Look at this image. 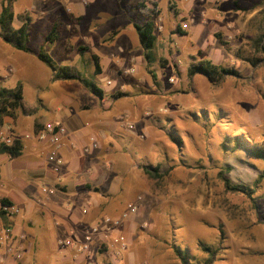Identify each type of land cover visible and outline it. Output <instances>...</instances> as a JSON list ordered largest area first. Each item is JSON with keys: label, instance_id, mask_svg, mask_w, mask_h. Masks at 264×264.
I'll use <instances>...</instances> for the list:
<instances>
[{"label": "rangeland", "instance_id": "374dc122", "mask_svg": "<svg viewBox=\"0 0 264 264\" xmlns=\"http://www.w3.org/2000/svg\"><path fill=\"white\" fill-rule=\"evenodd\" d=\"M91 1L84 20L69 12L72 5L66 0H12L11 9L15 29L29 19V48L39 51L54 24H62L61 39L45 47L56 67L67 66L86 85L105 93L111 88L107 82L114 81L109 101L127 95L119 105H107L121 128L108 132L113 144L108 138L106 147L112 145L113 152L97 155L104 175V193L98 189L95 194L104 196L97 217L104 223L131 206L138 212L118 228L87 227L84 235L99 228L86 255L90 264H184L180 252L187 264H204L205 249L210 248L218 253L214 264H264V181L254 185L264 161L252 152L255 143L264 149V53L257 45L262 40L264 46V0H157L161 13L153 19L156 46H142L150 60L144 58L134 75L126 74L130 67L124 57L135 58L141 49L134 24L148 19L137 9L142 0ZM7 4L0 0V14ZM120 42L129 48L120 61L117 56L118 69L129 76L118 73L115 80L111 70L97 76L93 54H106ZM86 46L88 52L80 51ZM7 47L11 54L0 50V88L20 83L25 114L36 106L45 120L62 124L72 108L60 98L67 94L57 98L59 91L50 93L51 69L41 63L39 69L36 60L26 58L35 57ZM67 49L72 51L69 57ZM68 58H77V64ZM205 61L232 73L217 85L201 73L189 76L188 69ZM10 62L16 71L9 70ZM24 175L31 179L30 174H16ZM223 178L252 187L254 202L226 190ZM33 186L40 200L51 184L36 178ZM24 211L29 214L23 212V218L41 222L40 215ZM38 226L32 229L35 238ZM102 234L108 239L95 244L94 238ZM121 235L126 250L115 242ZM65 238L58 240L61 247H66ZM41 248L42 259L46 250ZM29 262L37 264L35 255Z\"/></svg>", "mask_w": 264, "mask_h": 264}, {"label": "crops", "instance_id": "0c3cea01", "mask_svg": "<svg viewBox=\"0 0 264 264\" xmlns=\"http://www.w3.org/2000/svg\"><path fill=\"white\" fill-rule=\"evenodd\" d=\"M152 1L158 3L157 0ZM194 1L192 0L191 2ZM66 2L72 5V9L69 12L75 17L84 20L88 16L90 5L92 4L91 0H66ZM117 35L118 32L111 39L114 43L118 41ZM122 44L121 42L117 43L116 48H109L106 54L98 52L93 54L100 60L101 74L99 75H103L107 70H111L115 74L116 80L118 73L124 77H128L137 73L136 68L139 67L138 65L143 66L145 64V52L140 43L139 47L141 46V49L137 53L138 56H135V58L132 55L128 58L127 56L124 57L127 60L126 66L130 67V69L126 72V74H129L128 76L123 74L118 69V61L121 60V54L129 47L126 42ZM8 45L0 38V50L11 54L8 51ZM89 48L88 46L82 47L80 51L82 49L88 52ZM66 53L69 57L72 51L67 49ZM26 55L35 57L26 56L31 63V60H36V66L42 69L40 65L43 63L39 61L36 55ZM117 56L118 61L116 60ZM68 61L76 64L78 62L77 58H68ZM9 64H11L9 70H17L16 66L14 67L15 64H12V62ZM130 70L133 72H129ZM53 77L52 72L50 76L52 83L48 87L50 93L53 90L54 95H57L56 92L59 91L61 94H58L57 98L63 94H67V97L62 96L60 98L65 97V107L72 108L71 115L65 118L64 124H57L51 119L45 120L44 116L40 115L38 107L34 106L29 108L30 112L28 114H25L24 111L19 113L15 121L11 118L5 120L3 127L9 129V134L14 140L19 139L22 144V154L19 158H12L9 154L0 152V199L2 202L3 200H7L10 204L16 205L21 213L11 218L6 216L1 218L0 216V231L8 224L13 225L14 234L18 238L13 243L17 248L19 238L23 236L24 254L22 259L17 260L14 255L9 256L5 250L6 248L0 246V264H30L29 261L34 255L37 264H84L86 261L88 262L87 264H90L88 256H86L88 253L80 255L75 248L63 247V245L61 247V241L58 240L66 237L65 239H72L74 243H78V240L82 241L84 232L89 225H104L99 216L97 217L104 205L101 201L104 199V175L102 174L103 168L100 164V160L102 159L97 157V155H100L101 152L106 154L113 152L112 145L109 144L106 147V141L108 138L110 139V133H114L117 127L121 128L117 122L116 115L110 113L111 110L110 108L108 109L107 105L113 108L114 105H119L124 99H127V95L122 94L121 97L113 96L114 99L109 101L108 95H113L111 91L117 85L114 81H111L112 85H109L111 87L110 91L107 93L102 91L101 97L93 95L86 88V82L81 77L77 76L78 79L60 81L54 80ZM85 99L89 100L86 101ZM92 99L94 101H90ZM45 105L48 106L47 104ZM35 113H37L36 116L34 115ZM47 123H56V125H61L67 129V134L62 140L63 146L58 153V160L61 163L58 172L55 170L56 166L47 160L50 146L46 143L38 142L35 136V133L41 130ZM109 131L111 132L108 134ZM92 136L97 138L98 141L100 139L99 149H97L98 151L86 154L84 148ZM109 142L113 144L112 139ZM23 173L30 174L31 179H24L26 175L23 178L16 176V174L21 176ZM36 178L43 179L51 184L46 195L43 196V199L40 198V200H36V188L33 186L34 179ZM26 181L29 182L26 183ZM98 189L103 192L100 194V197L95 195ZM24 210L29 211L30 214L40 215L41 222L23 218L22 213L26 212ZM107 210H109L108 207ZM37 226L39 232H37L38 237L35 238L32 229H36ZM105 227L107 226L104 225ZM105 238L107 237L102 234V236L95 237L94 242L97 244L99 239ZM42 246L46 250V253L41 259L38 255L40 251H43Z\"/></svg>", "mask_w": 264, "mask_h": 264}, {"label": "trees", "instance_id": "16d2710c", "mask_svg": "<svg viewBox=\"0 0 264 264\" xmlns=\"http://www.w3.org/2000/svg\"><path fill=\"white\" fill-rule=\"evenodd\" d=\"M12 9V0H8V4L2 9L0 14V37L3 39V41L7 44L12 45L13 48L21 51L25 54H34L37 56L39 61L43 63L45 66L49 67L54 75V80L60 81V80H72V79H78L76 75L70 73L69 69L67 67H61L58 68L54 64L53 59L50 55H48L45 51V47L49 43H55L56 41H59L62 36L61 30L63 29V25L59 23H55L53 28L48 32L44 45L40 48L39 51H35L31 48H29V33H30V23L29 19H26L23 26L20 28L15 29L14 27V21H15V15L11 11ZM137 9L139 11V14L147 16L148 19L143 24H134V27L136 29V33L139 37V41L141 45L146 50H154L156 45V38H155V32L157 31L154 18H157L160 16L161 10L159 5L152 1V0H142L139 2ZM71 18L72 15H71ZM179 33L182 35L185 34L184 31H182L181 28H179ZM258 47L262 48L264 53V46L262 44V40L258 41ZM82 51V49H81ZM145 59L150 60V54H145ZM93 61L95 64V74L99 75L101 74V65L100 60L97 56L93 55ZM197 73H201L206 75V77L211 80L212 83L218 84L222 78L226 75L231 74L229 70H226L223 67L212 65L211 62H202L197 65H193L190 69H188L189 76H193ZM89 87L91 92L94 93V95L101 96L102 97V91H100L96 86L94 85H86ZM120 95L119 97H121ZM24 92L23 87L20 83L16 85L15 88L12 89H6V88H0V128L2 129L5 125V120L8 118L13 119L15 121L17 119V116L19 113L24 111ZM241 144L240 142L236 144L239 146ZM0 152L3 154H9L12 158H19L22 154V144L19 141V139H15L12 146H6L1 144L0 145ZM252 152L255 156L260 158L264 161V149L260 148V145H257L255 143L252 145ZM148 175H151L147 171ZM222 176H225L222 174ZM264 181V172L258 177L254 185L260 184ZM224 186L226 190L231 192H240L241 194L246 195L249 197L253 202L255 200L254 197V189L249 186H240L232 185L230 180L228 178H223ZM4 203L10 204L9 201L3 200ZM1 218L5 217L3 213H0ZM205 251L208 254V257L204 264H214L215 257L218 254L216 250L213 249H205ZM181 259L183 260L184 264H187V260L185 259L186 255L182 254L180 252Z\"/></svg>", "mask_w": 264, "mask_h": 264}, {"label": "built area", "instance_id": "2783aa9c", "mask_svg": "<svg viewBox=\"0 0 264 264\" xmlns=\"http://www.w3.org/2000/svg\"><path fill=\"white\" fill-rule=\"evenodd\" d=\"M184 27H187L184 24ZM130 70L129 72H131ZM133 72V71H132ZM108 85H112L111 81H108ZM124 118L127 120V126L130 131H134V125L131 124L130 116L125 115ZM10 131L8 128H0V145L12 146L14 139L9 134ZM37 137V141L41 143H46L50 146V153L48 155V162L53 163L56 167V172L59 171L60 161L58 160V153L61 150L63 144L62 140L63 137L67 134V129L61 125H56V123H47L44 127L35 133ZM99 149V143L97 138L91 137L89 143L85 146L84 152L86 154L91 153L92 151H96ZM46 191V190H45ZM0 212L3 213L6 217H13L21 213L20 209L13 204H7L2 202L0 199ZM138 212L137 206H131L129 209L124 211L118 219H110L107 217L104 219L105 226L109 228H118L122 222L129 219L131 216L136 215ZM15 230L13 225L8 224L4 226L3 230L0 231V246L7 248V252L11 255H14L17 260L22 259L23 257V250H24V237L21 236L19 238V245L16 248L15 244L13 243L15 240H18L17 236L14 234ZM99 233V228H94L89 233L85 234L84 240L82 243H74L71 239H67L64 242V245L67 247L75 248L78 252L77 253H87L90 251V243L92 240V236L94 234ZM116 243H119L122 250H126L128 248V243L125 239V236H118L115 239Z\"/></svg>", "mask_w": 264, "mask_h": 264}]
</instances>
